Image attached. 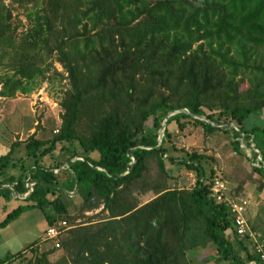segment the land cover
<instances>
[{"label":"trees","instance_id":"trees-1","mask_svg":"<svg viewBox=\"0 0 264 264\" xmlns=\"http://www.w3.org/2000/svg\"><path fill=\"white\" fill-rule=\"evenodd\" d=\"M10 3L22 9L25 26L13 24L0 0V97L29 92L46 78L51 62L41 64L52 55L68 83L56 131L13 140L0 155V197L22 195L25 179L33 181L25 203L6 212L0 226L29 207L42 212L46 226L61 219L68 225L58 247L23 264H189L185 251L207 243L227 264H260L252 240L235 233L226 205L210 196L213 171L202 165L210 157L178 147L167 125L222 129L234 152L243 154L241 138L264 163V128L243 124L264 107V0ZM173 110L157 145L156 131ZM165 161L193 170V185L169 186ZM16 165L17 175L6 174ZM251 171L264 185V166ZM65 190L80 199L74 213ZM146 191L151 197L140 202ZM91 209L97 211L73 223ZM54 249L60 255L50 261Z\"/></svg>","mask_w":264,"mask_h":264},{"label":"rangeland","instance_id":"rangeland-1","mask_svg":"<svg viewBox=\"0 0 264 264\" xmlns=\"http://www.w3.org/2000/svg\"><path fill=\"white\" fill-rule=\"evenodd\" d=\"M7 5L11 12V21L17 25L19 30L25 26V19L22 9L15 4H11L10 0H2ZM20 22V23H18ZM51 62L46 72V78L36 81L35 86L27 93L16 92L12 97H0V151L2 146H7L11 141L16 140L22 142L28 135L34 133L36 137H48L52 133V129L57 127L60 122V112L58 101L62 91L68 87L65 72L59 63L54 59V56H49L41 64L45 65ZM53 70L60 74H56ZM5 73V70L0 69V76ZM151 120L147 122L150 125ZM245 127L258 126L264 128V107L256 112H251L247 115L243 122ZM165 126V125H164ZM171 132L172 141L185 150H196L199 153L208 155L210 158L203 160L202 165L207 173L211 168L213 175H218L223 178L232 195L248 198L250 203L246 208V221L249 228L255 231V227L259 226L256 223L257 215L252 216L254 210L260 208L264 212V196L261 195L264 185H258L259 176L251 171L250 157L251 150L245 141L240 140L242 145V153L239 154L232 150L230 144L229 132L222 129H216L211 132L202 131L200 127H195L189 123L184 124L182 130H177L176 125L170 122L167 125ZM158 137L162 136V131L157 129ZM92 156H96L93 152ZM43 163H48V158L45 157ZM165 167L171 178L168 184L171 187L189 188L194 182V171L188 170L182 165H174L165 161ZM59 168H65L61 166ZM19 169L16 166L11 167L6 174L17 175ZM153 163L148 170V176L154 175ZM60 177V176H59ZM62 178V177H61ZM26 181V179H25ZM65 190V194H66ZM264 194V193H263ZM152 193L146 191L138 196V200L143 202L151 197ZM24 194L16 196L12 192V196L7 199L0 197L4 203V208L0 206V220L3 219L6 212L17 206L25 203L22 199ZM70 201L69 211L74 213L80 204L79 197L75 194L73 197L65 195ZM260 200L256 204L257 200ZM49 212L50 209H44ZM96 209L86 210L82 213V217L74 220L77 224L85 220V216L92 215ZM261 212V213H263ZM253 228H251V227ZM264 231V220L260 223ZM46 228L45 220L42 212L33 207L23 209L17 216L9 220L4 226H0V258L9 256L17 251H22L19 256L13 258L8 264H23L28 259H33L35 255H39L42 251L50 246V241L44 239V229ZM257 232V231H255ZM258 235V233H257ZM262 235V234H261ZM259 236V235H258ZM261 237H264L261 236ZM35 242L34 245H31ZM31 245L30 247H28ZM247 249L251 252L252 245L245 241ZM238 255L244 260L245 253L233 245ZM60 255L59 249L52 250L46 255L50 261L55 260ZM186 258L189 264H227V260L221 258L212 244L207 243L205 246L194 247L185 251ZM243 264H256L255 260L244 261Z\"/></svg>","mask_w":264,"mask_h":264},{"label":"built area","instance_id":"built-area-1","mask_svg":"<svg viewBox=\"0 0 264 264\" xmlns=\"http://www.w3.org/2000/svg\"><path fill=\"white\" fill-rule=\"evenodd\" d=\"M56 129H53L55 132ZM240 139V138H239ZM239 146L242 148L239 140ZM248 147V146H247ZM249 149L251 150L250 163L251 166L260 167L264 166L261 161L259 151L253 146V143H249ZM53 171H56L53 169ZM33 181H25V186L27 191L24 195L31 189ZM74 191H66V194L70 197L73 196ZM210 196L214 201L219 203H224L231 214L232 226L235 233L239 236L247 235L253 242V250L258 256L260 264H264V237L258 236L257 233L251 230L247 224L245 218V211L250 203L248 198H241L232 195L226 181L218 175H213L210 180L209 186ZM68 227L65 220L61 219L54 222L51 225L46 226L44 229V239L50 241L51 247H58V236Z\"/></svg>","mask_w":264,"mask_h":264},{"label":"crops","instance_id":"crops-1","mask_svg":"<svg viewBox=\"0 0 264 264\" xmlns=\"http://www.w3.org/2000/svg\"><path fill=\"white\" fill-rule=\"evenodd\" d=\"M13 140H14V139H13ZM8 145H9V143H8ZM8 145H7V146H2V149H1V151H0V155L4 154V153L7 151V149H8ZM14 156H16V155L14 154ZM8 171H9V169H8ZM262 191H263V192L261 193V195L264 196V194H263V193H264V189H263ZM237 197H239V196H237ZM241 198H245V197H241ZM3 202H4V201H3ZM3 202H1V204H0L1 207L4 205ZM259 202H260V200L258 199V200L256 201V204L259 203ZM262 202H264L263 199H262ZM4 206H5V205H4ZM3 208H4V207H3ZM261 212H263V211H260V208H259V210H258V208H257V209L254 210V213L251 214L252 216L257 215L255 225L259 223V226H256V227H255V231H257L256 233H258L259 236H263V235H264V231H263L262 227H260V223H262V220H264V212H263V213H261ZM245 213H246V212H245ZM245 218H246V215H245ZM250 227H251V226H250ZM251 228H253V227H251ZM261 234H262V235H261Z\"/></svg>","mask_w":264,"mask_h":264},{"label":"water","instance_id":"water-1","mask_svg":"<svg viewBox=\"0 0 264 264\" xmlns=\"http://www.w3.org/2000/svg\"><path fill=\"white\" fill-rule=\"evenodd\" d=\"M178 110H173V111H170V112H168L166 115H165V117L163 118V120L161 121V124H160V127L158 128L159 129V131H163V129H164V125H165V122H166V119L170 116V115H172L173 113H175V112H177ZM199 119H202V120H205L206 121V119L203 117V116H200L199 117ZM160 142V138L157 136V145H158V143ZM156 145V146H157ZM66 164V162L64 163V165ZM61 167V166H60ZM55 170H57V169H55ZM2 186H6V184H3V185H0V187H2ZM8 187H10L11 188V186H8ZM31 190V189H30ZM29 190V191H30ZM26 195V194H25ZM24 195V196H25ZM16 196L17 197H19V195H17L16 194ZM23 196V197H24Z\"/></svg>","mask_w":264,"mask_h":264}]
</instances>
